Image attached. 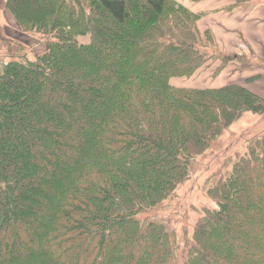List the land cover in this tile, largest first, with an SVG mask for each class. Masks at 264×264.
<instances>
[{
	"label": "trees",
	"instance_id": "obj_1",
	"mask_svg": "<svg viewBox=\"0 0 264 264\" xmlns=\"http://www.w3.org/2000/svg\"><path fill=\"white\" fill-rule=\"evenodd\" d=\"M5 3L46 47L30 58L1 35L0 264H264V134L210 177L217 206L191 238L140 216L264 106L245 84H174L218 54L201 50L216 45L201 13L175 0Z\"/></svg>",
	"mask_w": 264,
	"mask_h": 264
},
{
	"label": "rangeland",
	"instance_id": "obj_2",
	"mask_svg": "<svg viewBox=\"0 0 264 264\" xmlns=\"http://www.w3.org/2000/svg\"><path fill=\"white\" fill-rule=\"evenodd\" d=\"M5 1L0 0V44L3 43L1 35L14 39L20 45H18L19 51H27L29 57L33 58V52H41L46 47L43 39L44 34H35L30 29L22 31L13 14L6 8ZM175 1L187 7L182 2L183 0ZM210 1L200 2L196 6L199 9H205L198 19V23L202 27H198L202 33L210 30L217 46L206 44L207 46L205 45L206 47L201 48V50H214L218 54L208 59L193 75L174 78V84L198 88H213L234 83L245 84L255 93L264 97V40H261L257 35L251 36L252 38H248L247 35L244 36L249 51L242 44V48L234 49L238 58H229V60L227 55L232 52L231 49L240 44L243 36L239 37L240 34L237 36L236 33L226 30L227 27L223 28L221 17L210 20L211 14L219 12L218 15H220L223 13L222 11L231 15L229 20H234L232 14L241 11L239 9H247L254 5L264 6V0H236L234 5L225 6L214 12L210 10L213 6H222L227 0ZM188 9L195 12L190 8ZM246 13L249 14V12L238 13L239 16L236 18L238 26L244 25V14ZM80 40L88 42L89 36H81ZM3 46L0 45V73L6 63L9 62L7 49ZM250 77L256 78L253 81H247ZM262 134H264V106L258 111L248 109L241 112L230 126L222 130L207 151L196 157L191 167L189 179L181 184L171 197L140 216L163 222L181 243L185 239L191 238L196 222L204 212L203 209L217 206L207 191L210 177L216 172L224 170L237 154H243L250 139Z\"/></svg>",
	"mask_w": 264,
	"mask_h": 264
},
{
	"label": "crops",
	"instance_id": "obj_3",
	"mask_svg": "<svg viewBox=\"0 0 264 264\" xmlns=\"http://www.w3.org/2000/svg\"><path fill=\"white\" fill-rule=\"evenodd\" d=\"M211 2L210 0H183L182 2L185 3V5L187 6V8H190L192 10L195 11V13H201L202 11H204L205 9H199V7H196L198 3L200 2ZM215 1V0H214ZM236 0H227V1H224V4H222V6H213L210 10H213V12L215 10H218V9H221L225 6H228V5H234V2ZM205 2V3H206ZM204 6V4H203ZM241 11H239L238 13H241V12H249V14H244V17H245V20H244V25L242 26H238L236 24V18L237 16H239L238 13H234L232 15H234V20H229L230 18V14L228 13H225L224 11H222L223 13H221L220 15L219 12L218 13H213L211 14V19L210 20H214L216 18H220L221 21L223 22L222 24V27L225 28L227 27L226 30H229L231 32H234L236 33V35L238 36L239 34V37L240 36H243V40H241L239 43V45L237 47H234L233 49H231L232 52H235L236 51L234 50L235 48H242V44H244V46H246V49H248L247 51H249V48H248V44L246 43L245 41V38L244 36L247 35L248 38H252L251 36L253 35H257L261 40H264V6H251L247 9H239ZM236 11V10H235ZM234 11V12H235ZM199 27H202V25L200 23H198ZM224 31V29H223ZM215 34H216V31L214 30ZM242 52V51H241Z\"/></svg>",
	"mask_w": 264,
	"mask_h": 264
}]
</instances>
